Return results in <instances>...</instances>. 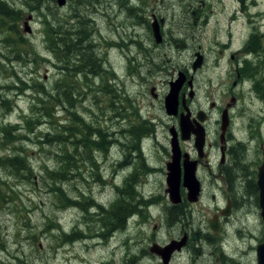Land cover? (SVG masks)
<instances>
[{
	"label": "rangeland",
	"instance_id": "374dc122",
	"mask_svg": "<svg viewBox=\"0 0 264 264\" xmlns=\"http://www.w3.org/2000/svg\"><path fill=\"white\" fill-rule=\"evenodd\" d=\"M6 1L20 10L21 18L16 33L0 24V129L9 125V132L0 131V264H162L149 248L153 243L164 246L171 239L179 240L183 229L190 238L193 231L199 232L192 240L199 250L189 245L172 264H215L219 249L224 252L221 264H256V246L264 237L257 187L254 192L257 168L263 161L264 120L253 104L237 111L234 120L229 184L212 187L207 182L214 175L204 172L201 198L181 211L166 209L171 200L161 168L168 160L170 118L157 109V103L149 109L152 96L148 86L144 94L138 78L155 82L157 92H162L168 88L165 80L172 68L190 63L195 27H184L187 13L179 7L181 0L178 5L174 0L157 4L156 10L166 6L157 13L165 17L169 44L163 46L153 36L149 39L148 28L131 24L132 18L125 22L127 11L117 8V0H66L62 6L56 0ZM228 1L222 0V5ZM46 23L51 31L54 27L58 32L60 27L61 39L71 38L69 71L49 48ZM185 32L190 39H185ZM138 34L156 46L139 77L130 58ZM180 40L189 47L176 46ZM107 60L117 75H124V89L130 93L139 89L140 94L131 93L133 100L125 99L132 104L125 113L138 117L136 136L121 137L122 142L115 145L100 131L108 127L103 118L109 121L107 116L112 114L108 107L112 98L102 90L103 79L111 73ZM259 108L264 116V106ZM123 127L128 129L127 122ZM82 134L88 141L86 148L80 146ZM98 136L101 148H89L90 140ZM130 152L136 158L118 171L115 184L109 179L121 166L105 163L109 158L125 159ZM12 157L19 160L15 167L5 160ZM20 163L28 165V172H22ZM61 168L64 179L50 183L48 171ZM227 195L233 202L231 211L220 218L218 232L213 231L208 220L221 215ZM117 199V207L111 209Z\"/></svg>",
	"mask_w": 264,
	"mask_h": 264
},
{
	"label": "flooded vegetation",
	"instance_id": "af4514ba",
	"mask_svg": "<svg viewBox=\"0 0 264 264\" xmlns=\"http://www.w3.org/2000/svg\"><path fill=\"white\" fill-rule=\"evenodd\" d=\"M174 1L177 5L179 4V0ZM158 3H163V0H117V8L123 7L127 11L125 22L132 18L131 24L139 25L142 29L148 28L149 39L151 36L155 39L153 24L157 22L161 37L158 45L163 46L164 43L169 44L164 30L165 17L157 13L159 10L166 9V6L156 10ZM180 5L183 12L187 13V19L182 20L184 27L186 28L187 25L195 27V36L191 34L192 39L186 36V32L184 35L185 39L195 41V46L192 45L190 63L177 69L172 68L168 73V79L165 80L168 88L162 92H157L155 82L149 84L146 80L138 78L140 87H145L144 94H146L148 86V92L152 96V101L148 103L152 107L149 109H154L155 103H157L159 105L157 109L162 110V113L164 112L170 118L168 160L164 161V166L161 169L164 171L165 183L168 186L166 181L168 166L172 163L177 164L180 200L177 203L171 201L172 203L167 204L169 206L166 207L168 213L176 209L181 211L185 207L190 208L192 204L186 197L187 190L184 184L186 167H194L201 193L206 183L204 172L214 175L213 180L207 182L212 187L229 184V179H231L229 170L234 164L233 149L235 148L232 147V141L235 139L234 120L237 117V111L248 109L249 104H253L255 112L259 113L260 118L264 120V116L260 112L262 110L259 108L264 106V0L261 2L257 0H229L226 6L222 5V0H187L186 3L181 0ZM170 6L168 3L167 8ZM225 11L227 14L222 17ZM143 14L149 15L145 18ZM146 39L148 37H144L143 34L137 35L136 51L130 57L134 67L138 69V77L141 76L140 72L143 71L146 64L152 60L153 54L151 55L150 51L156 47L150 45ZM155 43L157 44L156 40ZM175 45L181 46L183 49L189 47L185 40H180ZM195 60L197 61L196 68L193 67ZM110 61L107 60L108 64L112 66ZM89 71L92 73L93 70L89 69ZM117 73L112 66L111 73L106 74L102 85L103 92L107 91L108 96L112 98L108 104V107L112 108V114L107 116L109 121L103 118L108 127H104L100 131L106 139L110 137L113 140L112 145H115L114 142H122L121 137H135L134 125L137 124L135 120H138V117H132L135 115L134 112L131 113L132 115L125 113L128 107L132 108V104L127 103L125 99L133 100L131 93L137 95L139 89L131 93L125 90L124 75L120 76ZM180 77L182 80L179 82L176 92V105L169 107V111L166 107V96L170 91L171 84ZM120 78L122 83L119 81ZM157 84L160 86L162 83L157 82ZM246 98L250 101H246ZM123 101L128 105L127 108ZM183 119H186L191 125V132L187 138L182 137L181 122ZM144 120L152 122L151 119ZM125 122L129 126L126 131L123 127ZM200 130L204 137L202 147L199 149L196 145L195 131L200 132ZM172 142H176L179 148V155L174 158L171 150ZM133 153L130 152L125 159H121L122 156L119 159L110 160L109 158L107 160L105 163L107 165L116 163L119 167L121 166V169H116L109 180L114 181L115 184L118 183L116 179L118 171L122 170L124 165L128 167L131 164L132 159L136 158V154L133 156ZM153 167L151 166L152 170ZM129 175L131 176L132 173ZM126 182L123 181V184ZM228 201H230L229 195L226 196V203ZM232 204L233 202L230 201V206ZM222 209L221 215L215 214L211 218L216 219L219 228L220 218L224 216ZM181 233L180 239H178L183 244L179 250L172 252L168 264H172L173 259L182 254L189 245L194 251L199 250L196 243L192 241L196 237L198 238V231H193L191 238L188 230L183 229ZM223 254L224 252L220 249L215 252V264H221Z\"/></svg>",
	"mask_w": 264,
	"mask_h": 264
},
{
	"label": "water",
	"instance_id": "95a60500",
	"mask_svg": "<svg viewBox=\"0 0 264 264\" xmlns=\"http://www.w3.org/2000/svg\"><path fill=\"white\" fill-rule=\"evenodd\" d=\"M59 6H62L66 3V0H56ZM153 33L155 36V40L157 42L160 41V34L158 23L155 22L153 24ZM197 61L195 60L193 67L196 68ZM182 80L180 77L176 82L171 84L170 91L166 96V107L169 110V107H175L176 105V92L178 89V84ZM173 105V106H172ZM170 111V110H169ZM181 131L182 137L187 138L191 132V125L188 123L186 119H183L181 122ZM196 133V145L200 149L203 144V133L199 131H195ZM174 136V135H173ZM174 139V138H173ZM171 150L173 153V158L179 155V148L176 142H172ZM168 173L166 177V181L168 183L167 192L169 193V198L173 203H177L180 200L179 189H178V179H179V171L176 163H172L168 166ZM184 184L187 189V199L189 201H196L200 194V184L199 180L195 175L194 167H186L184 171ZM256 184L258 187V205L260 207V215L264 225V159L260 166L257 168V180ZM230 213V201L227 202L225 208L222 210V214L229 215ZM209 227L213 231H218V223L216 219H209L208 221ZM182 241L172 240L170 243L161 246L157 243H153L150 247V251L155 252L160 255L162 259V264H168L170 256L174 250H179L182 245ZM256 264H264V237L263 240L256 246Z\"/></svg>",
	"mask_w": 264,
	"mask_h": 264
},
{
	"label": "trees",
	"instance_id": "16d2710c",
	"mask_svg": "<svg viewBox=\"0 0 264 264\" xmlns=\"http://www.w3.org/2000/svg\"><path fill=\"white\" fill-rule=\"evenodd\" d=\"M35 2H39V0H32ZM34 2V3H35ZM21 18V14H20V10L16 9L14 6L10 5L8 3V1L6 0H0V24H4V26H7V28L9 29V31L12 32H18V30L16 29L17 26V21H19V19ZM46 35L48 34V41L50 42V50L51 52L54 54L55 57H57L58 60H60L63 63V69L66 71H69V69H71L66 65L70 62L71 60V47L73 46V43L71 41V38L67 39V40H63L61 39V35L62 33H60V27H58V32L56 28H52V31L49 28L48 23H46ZM59 33V35L57 34ZM57 34V35H55ZM56 36H58L57 38H55ZM81 36H84L83 34ZM56 39L57 42L54 40ZM72 44V46H71ZM77 55V54H76ZM85 58V57H84ZM79 61V60H78ZM81 65H84L83 62L79 61ZM71 72V71H70ZM71 75V73H69ZM66 76H68L67 72L65 73ZM52 96V95H51ZM53 97V96H52ZM55 98V97H54ZM5 102L2 101V103ZM71 115V113H70ZM9 125H6L5 127H1L0 131L5 134L7 132H9ZM69 126H67V132L68 135L70 136V139L67 140L70 144L73 143V140L71 139V133L69 132ZM78 133V132H77ZM76 134V132H75ZM74 132L72 133V136H75ZM7 136V135H6ZM5 136V137H6ZM99 138L100 136H98L97 140H90V143L93 145L92 147L89 148H101L102 143L99 142ZM80 146L82 148H86L88 146V141L86 142V136H84V134H82L80 136ZM7 160V162L9 163L10 167H15V163H18L19 160L18 158L12 157V158H7L5 159ZM67 161L69 162V160L67 159ZM7 167V165H5ZM19 166H23V170L22 172H28L29 167L26 164L20 163ZM63 178V172H62V168L58 171V170H54V171H48V178L47 180L50 181V183L55 184L56 182H60L62 181ZM256 184H254V192L257 193V188H256ZM57 188V187H56ZM55 188V189H56ZM62 196L65 197V201H69L68 197L64 194L63 191H61ZM119 203V199H117L113 204L111 209H114L117 207V204ZM94 207V205H93ZM91 206V208H93ZM127 211V210H126ZM124 219V218H123ZM122 219V220H123Z\"/></svg>",
	"mask_w": 264,
	"mask_h": 264
},
{
	"label": "bare ground",
	"instance_id": "6f19581e",
	"mask_svg": "<svg viewBox=\"0 0 264 264\" xmlns=\"http://www.w3.org/2000/svg\"><path fill=\"white\" fill-rule=\"evenodd\" d=\"M105 3V2H104ZM83 68V67H82ZM127 144V143H126ZM236 150H237V148H236ZM73 154V153H72ZM76 155H77V153H76ZM76 161V160H75ZM243 163V162H242ZM241 166V165H240ZM239 171V170H238ZM241 182V181H240ZM243 182V181H242ZM241 186V185H240ZM240 188V187H239ZM89 189H91V188H89ZM244 189H245V187H244ZM238 191V190H237ZM131 192V191H130ZM240 192V191H239ZM83 196V195H82ZM81 200V199H80ZM88 200V199H87ZM72 202V201H71ZM73 203V202H72ZM70 204V203H69ZM238 205V204H237ZM135 208H136V210H137V207L136 206H134ZM135 210V209H134ZM139 210V209H138ZM141 210V209H140ZM129 212V211H128ZM148 214V213H147ZM146 214V215H147ZM134 215V214H133ZM137 215V214H136ZM135 215V216H136ZM141 215V214H140ZM145 215V216H146ZM123 216V215H122ZM138 217H141V216H139V215H137ZM137 216H136V218H137ZM144 216V215H143ZM148 218H150V217H148ZM121 220V219H120ZM137 220L139 221V219L137 218ZM146 220V219H145ZM152 220V219H151ZM154 220V219H153ZM137 221V222H138ZM123 223V222H122ZM124 224H125V221H124ZM78 234V233H77ZM99 234V233H98ZM81 236V235H80ZM106 237H107V235H106ZM73 238V237H72ZM206 245H209V244H206ZM219 248H220V246H219ZM223 248V247H222ZM226 254V253H225ZM189 260V259H188ZM235 260V259H234ZM131 261V260H130ZM210 261V260H209ZM211 262V261H210ZM188 263V262H187Z\"/></svg>",
	"mask_w": 264,
	"mask_h": 264
}]
</instances>
